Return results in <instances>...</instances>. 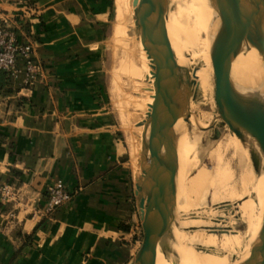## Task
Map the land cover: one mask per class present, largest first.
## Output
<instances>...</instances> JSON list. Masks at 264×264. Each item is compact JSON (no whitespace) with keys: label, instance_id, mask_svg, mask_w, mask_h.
<instances>
[{"label":"crops","instance_id":"1","mask_svg":"<svg viewBox=\"0 0 264 264\" xmlns=\"http://www.w3.org/2000/svg\"><path fill=\"white\" fill-rule=\"evenodd\" d=\"M112 0H0V26L42 67L0 73V178L16 185L0 216V264H130L141 244L125 221L126 149L104 75ZM63 180L71 201L33 217Z\"/></svg>","mask_w":264,"mask_h":264},{"label":"water","instance_id":"2","mask_svg":"<svg viewBox=\"0 0 264 264\" xmlns=\"http://www.w3.org/2000/svg\"><path fill=\"white\" fill-rule=\"evenodd\" d=\"M133 4L137 28L150 61L154 95L138 160L140 173L134 184L143 239L130 264H156L160 251L167 257L170 255L157 218L170 225L169 215L177 206L180 165L174 125L181 117L189 120L187 115L195 94V83L178 63L168 33L165 3L134 0ZM214 6L220 17L210 50L216 104L223 121L246 147L254 170L258 171L264 158V100L257 93H241L235 88L229 52L231 49L242 50L250 43L257 49L264 65V0H214ZM170 69L187 86V93L182 98L169 76ZM233 115H237L238 120L232 118ZM219 136L217 129L215 138ZM240 264H264V208L259 235L252 243L250 255Z\"/></svg>","mask_w":264,"mask_h":264},{"label":"rangeland","instance_id":"3","mask_svg":"<svg viewBox=\"0 0 264 264\" xmlns=\"http://www.w3.org/2000/svg\"><path fill=\"white\" fill-rule=\"evenodd\" d=\"M126 2L127 0L123 2L124 6L126 5ZM128 4L129 3L127 2L125 7L122 6V9H125L126 12L122 9V11L118 12L117 3L115 0H112L113 10L109 23L110 34L107 41L108 48L105 56V63L103 64L105 69L104 75L107 82L110 110L118 120V126L121 129L126 149L123 170H125L127 178L126 196L130 200L127 201L128 203L125 205V221L128 222L129 225H133L134 229L139 232L138 237L141 244L143 239V230L134 195L135 177L138 172H136L134 165L137 163L136 169L139 173L140 169L139 163L136 162L134 154L136 153L135 156L139 154V157L137 156L139 160L140 150L143 147L146 134L145 122L147 120V114L151 110L150 105L153 102L152 96L154 95V92L152 91V74L150 76L151 67L147 65L150 61L146 58L147 53L137 28L135 21V9L132 13L133 7L135 8V6H133V2L131 3L132 7H129ZM119 13L123 14L121 15ZM125 13H128L126 14L128 17L126 18L127 21L123 18L126 17ZM215 16L217 18L216 25L214 24L216 31L218 30L217 27L220 25V23L218 24L220 17L216 10ZM120 18L122 20H119ZM147 61L148 63H146ZM181 68L185 72H191L189 71V63H185L184 67ZM175 74L177 75L178 82L180 81V84L182 85H180L181 87L177 86V89H182V92L184 90V92L187 93V86L185 85V82L180 79L176 72ZM190 77L195 83V94L191 99V105L187 115L189 120L186 121L185 117H181L174 125V131L178 141L177 151L180 165L179 173L177 175V206L169 215L171 224H165V222L158 217V227L161 235L163 236V240L167 242L169 247L174 243V239L172 240V238H175L173 235L177 233V231H181L185 234H193L195 231L210 233L213 232L214 229H219L216 233H213L217 235L242 234L245 235V241H247L246 232L249 231V224L244 221L239 209L237 208L241 201L234 200L232 202H222L221 200H218L213 194L219 187L214 185V183H211L213 182L211 180L208 181L206 185L202 186V183L197 176L199 173L198 171L202 168L207 169L208 171L213 170L215 167V161L213 157L211 159V155H213L214 150L218 147L220 142L226 143L225 141L229 139L228 136L231 137L232 132L219 113L215 100V92L213 87H211L214 85L213 79L212 85L209 84L210 82H206L203 86H200V83L196 81V78L193 77V75H190ZM206 84H208V89L205 87ZM185 93L184 95H186ZM179 96L181 98L184 97L182 94ZM204 125L207 127L205 128ZM217 129L220 131L219 138H215ZM183 130L185 132L187 130L189 136L186 135L185 132L183 133ZM132 143H134V145ZM224 149L225 148L219 149L218 152L223 154L227 168L233 174L229 187L240 191L241 175L249 167L254 169L252 161L249 154L248 156L243 157L235 150L234 147L230 146L228 150ZM185 179L188 180L185 182ZM194 186H196V188ZM222 189L223 188L220 186L218 190L221 191ZM196 192L199 194L198 196L195 194ZM220 197L221 196H219V198ZM215 199H217V201ZM200 220L222 226L186 227L187 222H193L195 224L198 221L200 222ZM163 224H165V226ZM170 240H172L173 243ZM173 254L176 256L174 252ZM231 258L233 259L236 257L232 256ZM166 260L167 257L165 254L160 251L157 257V263L161 264Z\"/></svg>","mask_w":264,"mask_h":264},{"label":"bare ground","instance_id":"4","mask_svg":"<svg viewBox=\"0 0 264 264\" xmlns=\"http://www.w3.org/2000/svg\"><path fill=\"white\" fill-rule=\"evenodd\" d=\"M115 1L117 3L118 12L122 10L125 11V9H122V6H124L123 2L125 0H115ZM161 1H163L167 7V13H168L167 28L173 49L176 52L175 54L178 63L181 65V67H184L185 63H189L190 66L189 71L191 72H188V74L193 75V77L196 78V81L200 83V86H203L206 82H210L209 84L212 85L213 73H212L210 50H211L212 42L218 31V30L215 31V27H214V24L216 25V21H217V18L215 16L216 9L214 6V0H165V1L161 0ZM127 2L129 3L128 6L130 7L133 0H127ZM134 9H135L134 7L133 10L131 8L132 13L134 12ZM119 14L122 15L123 13H119ZM126 14L128 13H125V15ZM121 18L119 20H122ZM123 18L126 19L128 17L126 15V17ZM219 23H220V19L218 24ZM217 28L219 29V27ZM211 30L213 33L211 32ZM229 55L232 61V67H233L232 82L235 88L241 93H249V94L257 93L264 100V65H263V59L258 55L257 49L254 48L250 43H246L242 50L231 49ZM146 63H148V61ZM147 65L150 66V62ZM169 76L176 87L181 85L180 81L178 82L177 75L172 69L169 70ZM207 86L208 84H206L205 87ZM211 87H213L214 89V85ZM179 92L180 94H182V96H185L184 90L182 92L181 89L179 90ZM232 118L238 120L239 117L237 115H233ZM184 132L185 131L183 130V133ZM185 134L189 136L187 130ZM228 137L229 139L225 141L226 143L220 142L218 147L214 150L213 155L210 154L211 159L213 157L215 161L214 163L215 167L213 168V170L208 171L207 169L202 168L200 171H198L199 173L197 176L199 177L202 186L206 185V183L211 180L213 181L211 183H214V185H216L219 188L220 186L221 188H223L221 191H219L218 188L216 192L213 194L218 200H221L222 202H232L234 200L241 201L237 208L239 209V212L243 217L244 221L249 224L248 227L249 231L246 232L247 233L246 236L248 240L245 241V235L242 234L217 235L213 232L205 233L202 231H195L193 234H185L181 231L180 232L177 231V233L173 235L175 238H172V240L174 239V243L172 240H170L173 243L169 247L171 251L170 255L169 257L166 256L167 260L164 263L162 262L161 264H240L250 255L252 243L258 237L262 226V212L264 208V158H262V161L260 162L258 171H255L254 169L249 167L241 175L240 191H237L229 187L233 174L227 168V164L225 163L223 154L219 153L218 150L222 148H225L224 150H228L231 146L234 147L235 150L243 157L248 156V152L246 147L242 145L241 141L237 138L236 135L231 134V137L230 136ZM248 138L250 141H253L252 138L250 137ZM132 144L134 145V143ZM135 154H134L135 160L136 162H138L139 154L137 155L138 157L135 156ZM134 166L136 172L139 173V171L136 169L137 163ZM186 180L188 179H185V182ZM194 187L196 188V186ZM195 194H197V196L199 195L197 192ZM219 196L221 197L219 198ZM217 199L215 200L217 201ZM186 224H187L186 227L187 226L190 227L222 226L219 224L214 225L211 222L207 223L201 220L200 222L198 221L195 224L193 222H187ZM163 225L165 226V224ZM173 252L176 254V256H174ZM232 256H235L236 258L232 259L231 258Z\"/></svg>","mask_w":264,"mask_h":264},{"label":"built area","instance_id":"5","mask_svg":"<svg viewBox=\"0 0 264 264\" xmlns=\"http://www.w3.org/2000/svg\"><path fill=\"white\" fill-rule=\"evenodd\" d=\"M22 69L26 72L27 85H34L42 72V67L34 54L31 43H21L13 32L0 26V73L16 76ZM73 197L72 191L63 180H56L48 190L47 202L41 209L33 210V217L51 219L56 211L68 204ZM19 201L16 185L0 178V216L13 221L16 214L6 209Z\"/></svg>","mask_w":264,"mask_h":264}]
</instances>
